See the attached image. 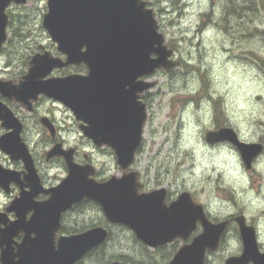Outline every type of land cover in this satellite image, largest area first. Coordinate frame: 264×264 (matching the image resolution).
I'll return each mask as SVG.
<instances>
[{
  "label": "water",
  "instance_id": "obj_1",
  "mask_svg": "<svg viewBox=\"0 0 264 264\" xmlns=\"http://www.w3.org/2000/svg\"><path fill=\"white\" fill-rule=\"evenodd\" d=\"M10 1L0 0V12ZM47 4L43 25L57 49L66 55L65 60L48 52L34 54L24 79L9 91L19 101L42 93L64 104L77 118L80 114L87 123L80 125L83 135L96 146L105 145L114 151L121 174L98 181L92 164L76 163L73 150L63 148L61 143L52 146L46 158L62 156L67 174L44 190L47 199L27 204L24 212H32L28 220H24L17 204L26 203V196L35 192L22 193L18 201L7 208V211H16L18 219L14 224L21 225L19 230L24 232V238L11 256L7 257L2 250V264H74L104 242L107 229L102 226L61 235L55 240L61 214L83 199L97 202L109 222L127 226L137 239L149 246L169 242L176 236L186 238L199 221L202 228L199 235L181 246L167 264H204L206 249L217 247L226 221L211 222L202 205L194 202L186 190L169 203L165 187L139 192L138 172H126L142 143L147 118L146 104L137 97L155 84L153 80L138 78L158 69L169 72L179 64L172 58L173 50L165 44L164 35L158 30L148 1L47 0ZM1 17L0 47L5 39V22ZM81 61L88 67L85 75L42 79L54 67ZM39 67L43 68L37 70ZM0 118L4 128H12L0 136V149L11 159H21L28 170L27 178H35L40 186L30 152L20 136L21 125L1 102ZM44 123L53 134L48 119ZM205 139L208 143L233 144L246 168H250L255 157L264 150L260 142L240 139L231 126L208 130ZM13 175V171L0 165V185H7ZM235 220L243 251L227 257L225 264H246L254 256L264 257V253H257L253 226L247 225L243 216ZM107 264L134 263L112 260Z\"/></svg>",
  "mask_w": 264,
  "mask_h": 264
},
{
  "label": "rangeland",
  "instance_id": "obj_2",
  "mask_svg": "<svg viewBox=\"0 0 264 264\" xmlns=\"http://www.w3.org/2000/svg\"><path fill=\"white\" fill-rule=\"evenodd\" d=\"M146 1L174 59L193 67L178 65L170 72L160 69L148 76L156 84L146 92L143 140L131 168L142 172L147 187L167 185L169 197L189 190L219 217L240 210L264 229V218L256 220L258 211L264 212V151L250 168L240 155V166H235L224 148L239 154L237 148L231 143H208L209 128L204 124L210 106L212 126L219 121L233 127L242 140L264 144V119L260 118L264 116V0H177L174 5L170 0ZM43 4L28 1L17 9L23 13L17 20L23 21L26 30L33 27L24 16L26 10L32 8L36 15L34 9ZM21 34L17 33V45H6L0 52V64L8 57L28 56L29 49L19 46L18 41L25 40ZM31 34L51 46L44 29L37 27ZM74 134L66 131L69 137ZM93 155L99 177L120 175L110 151ZM62 174L53 169L47 177L59 181ZM4 200L0 194V202ZM70 218L76 227L97 223L110 232L106 245L81 264H107L118 252L136 260L139 245L134 234L126 226L109 223L98 204L84 202L65 212L66 223ZM228 233H235L233 224ZM230 246H237L235 238ZM224 251L214 255L215 264Z\"/></svg>",
  "mask_w": 264,
  "mask_h": 264
},
{
  "label": "flooded vegetation",
  "instance_id": "obj_3",
  "mask_svg": "<svg viewBox=\"0 0 264 264\" xmlns=\"http://www.w3.org/2000/svg\"><path fill=\"white\" fill-rule=\"evenodd\" d=\"M28 1H41L44 4L43 6L38 5L34 9L36 15L32 14V8L26 10L24 16L31 20V24L33 26L27 28L26 30L23 21L21 22V20H17V16L20 17L23 14L17 9L24 5H27ZM47 10V0H25L24 2L20 3L12 0L7 4L4 10L0 12V17L3 16L1 17V20L5 22V39L1 43L0 52L6 45H12L13 43L14 45H17V41L15 40L17 38V33H20V35H22L21 33H24L25 35L24 41H18L19 46L29 49L28 56L20 58L8 57L5 58L4 61L0 64V102L9 109L14 118L17 119L21 125L20 136L22 138V141L28 147L40 184V186H38L35 178H27L26 175L28 174V170L25 169L24 163L21 159H11L0 149V165L5 169L13 171L14 174L7 185H0V194H2L5 199L4 201L0 202V213H5V216H0V264H2V250L3 253L7 255V257L11 256L12 253L17 251L19 244L24 238V232L19 230V226L21 225L14 224V222L18 219L16 211H7V208L13 201L17 202L22 193L35 192L34 195L26 196V203L22 201L17 204L18 211L23 213L25 216L24 220H28L32 212H24L27 204L47 199L48 194L45 193L44 190L56 185L67 173V166L62 156H52L48 159L46 158V152L51 149L52 146L57 143H61L63 148L73 150V159L76 163H89L94 165V167H96L95 157L93 155L94 152L108 150L115 157L114 151L110 147L105 145L98 147L89 138L82 134L80 125H84L87 123L80 118V114L78 115L79 118H77L76 115L73 114L72 111L61 102L42 93L38 94L35 98H29L25 101H19L15 99L13 94L9 91L11 90L9 88L24 79L23 77L29 71L30 61L32 60V56L34 54L48 52L53 57L60 58L62 61L65 60L66 55L57 49L56 43L51 40L46 27L43 25L44 15ZM37 27L39 29L42 28L47 32L48 38L51 41V46L41 42L38 37H34L31 34L33 31H36ZM20 38H22V36ZM84 48L85 46L82 47V49ZM42 68L43 67H39L37 70H40ZM87 71L88 67L86 63L81 61L78 63L64 65L62 67H54L42 79H47L49 77H64L70 74L85 75ZM139 79H144V77L140 76L138 80ZM146 92L147 91H143L139 93L137 100L146 104ZM46 119H48L54 129L53 134L50 133L44 123ZM2 122L3 121L0 118V136L12 129L4 128L2 126ZM68 123H70L71 126H66ZM221 126L229 125L222 124ZM219 127L220 126L214 124L212 129H217ZM66 131H74V133L76 134H74L75 136L69 137L66 135ZM221 144H229V142L225 141L221 142ZM53 169H60L61 173H63L60 176L61 178L59 177V181L57 180L51 182L48 179V171L50 173V171ZM98 169L96 167L94 177L95 179L101 181V177H99L98 174ZM131 170L134 169H128L127 172ZM143 177L144 175L142 174V172H138L137 180L140 183V187L138 190L139 192H145L153 188L164 186L166 188L167 203L170 200L175 199L181 192L176 191L174 196L170 195L169 197L170 189L167 185L160 184L153 187H147L146 183H144L145 181H143ZM189 192L193 201L202 205L204 214L211 222L217 223L226 221L224 230L219 237L217 247L212 250L206 249L204 254V264H215L214 255L218 253L222 248H224L225 251L220 262L217 264H225V260L227 257L237 256L242 253V238L240 235L239 226L235 220V217L237 216H243L245 223L247 225L253 226L256 238L257 253H264V229L261 228L258 221H255L252 218H247L244 212L240 210L228 213L225 217H219L216 213L212 212L206 204L196 201L191 191ZM83 201L88 200H82L81 202L70 207L65 212H71L76 206L82 204ZM65 212L61 215L60 227L56 232L55 240H57L61 235L78 233L97 225L102 226L100 224L93 223L88 227H76L74 226V224L76 223L74 218H70L68 223L65 222ZM260 218H264V212L261 213V211H258L256 220H259ZM232 224L234 225L235 233L230 234L228 233V229ZM198 228L202 230L199 221L196 222V227L186 236V238L176 236L171 241L157 246H149L143 241L137 239L139 245L136 258L137 263L129 261L127 262L134 264H167L181 246L189 244L193 240V238L199 235L200 230L198 231ZM106 229L108 231V238L110 232L108 228ZM233 238H235L237 244L235 248H232L230 246V240H232ZM106 240L104 241L105 243L102 242L100 245L88 251L81 259H79L74 264H81L87 256H91L96 250L104 247L106 245ZM246 264H264V257L254 256Z\"/></svg>",
  "mask_w": 264,
  "mask_h": 264
},
{
  "label": "trees",
  "instance_id": "obj_4",
  "mask_svg": "<svg viewBox=\"0 0 264 264\" xmlns=\"http://www.w3.org/2000/svg\"><path fill=\"white\" fill-rule=\"evenodd\" d=\"M172 2V4L174 5L175 3H177V0H170ZM257 30V28H255ZM172 48V47H171ZM179 65H184V66H187V67H193L191 64H189L188 62H185L183 63V61H180V64ZM201 76H203V74L201 73ZM217 112V111H216ZM219 112H217L218 114ZM216 125L218 126H221L222 124L224 123H221L219 121L215 122ZM104 179V178H101V180ZM84 202H88L89 204H94L95 202L93 201H83ZM97 204V203H96ZM97 224V223H96ZM89 225L85 226V227H88ZM134 238H136L134 235H133ZM108 260H111V259H107L106 262H108ZM112 260H120V261H129V262H134V263H137V261L133 258H129L128 256H125V253H121V252H118V253H115L114 254V257Z\"/></svg>",
  "mask_w": 264,
  "mask_h": 264
},
{
  "label": "clouds",
  "instance_id": "obj_5",
  "mask_svg": "<svg viewBox=\"0 0 264 264\" xmlns=\"http://www.w3.org/2000/svg\"><path fill=\"white\" fill-rule=\"evenodd\" d=\"M211 116H212V112H211V107H208V115L207 118L204 121V124L209 128L212 129V121H211ZM261 119H264V116L260 117ZM258 138V137H257ZM224 152L226 154H230L231 156V163L235 166H240V157L239 154L236 153L235 151L231 150L228 146H225L224 148Z\"/></svg>",
  "mask_w": 264,
  "mask_h": 264
}]
</instances>
